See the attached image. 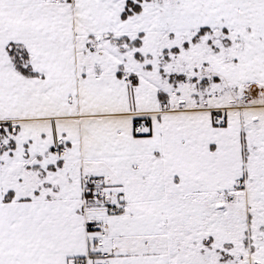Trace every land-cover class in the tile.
I'll use <instances>...</instances> for the list:
<instances>
[{"label": "snow or ice", "instance_id": "obj_1", "mask_svg": "<svg viewBox=\"0 0 264 264\" xmlns=\"http://www.w3.org/2000/svg\"><path fill=\"white\" fill-rule=\"evenodd\" d=\"M0 264H264V0H0Z\"/></svg>", "mask_w": 264, "mask_h": 264}]
</instances>
